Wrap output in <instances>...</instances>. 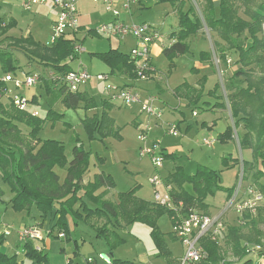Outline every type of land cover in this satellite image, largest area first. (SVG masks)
<instances>
[{"label": "rangeland", "instance_id": "rangeland-1", "mask_svg": "<svg viewBox=\"0 0 264 264\" xmlns=\"http://www.w3.org/2000/svg\"><path fill=\"white\" fill-rule=\"evenodd\" d=\"M17 1H19L18 5L26 11L22 6L21 0ZM113 1L117 2L116 9L120 13L121 20L127 26L150 24L159 28L165 37L173 28L172 25L175 26V23L179 20L181 10L186 12L191 8V16L203 19V6L206 2V0H177L176 3L170 0H132L128 4L127 0ZM213 1L217 8L219 0ZM100 3L84 0L86 8L88 7L87 15L84 16L91 20V28L97 29L103 24L113 21V14L107 11L103 3H101L100 8ZM36 7L33 6L32 10ZM98 8L99 10L96 11ZM26 12L25 15L30 13L29 11ZM93 12L98 13L93 14ZM240 15L247 20H251L244 13V7L240 8ZM40 22H38L39 25L37 23L34 24L32 29L33 36L41 40V42L50 45L52 44L54 34L53 25L49 27L47 22ZM23 26H25V22L23 25L21 24V28ZM16 31L17 34L20 31L25 34L26 29L23 28L21 30L17 28ZM86 31L88 32V29ZM198 33L201 36L194 35L188 40L190 51L174 59V62L177 64L176 67L172 68L171 61L165 56L163 50L158 52L152 51L151 62L156 71L151 73L152 77H138L135 79L136 84H138V87L135 88L138 90L142 101L147 100L153 95L159 97L156 106L162 112L160 117L151 116L147 112H144L140 104L128 107L121 105L120 100H115L116 102L113 103L112 107L103 105V100L107 96L105 87L113 84L116 85V81L118 82V80L112 75L103 81L96 78L98 74L108 73V65L94 53L103 52L108 50L110 46L119 45L121 40H123L120 46L121 50L131 51L135 47L136 40L132 35L123 39L99 35L97 33H87L89 36L84 42L85 51L78 58L71 60L70 64L75 69L87 68L92 75L93 80L91 79L92 81L87 85V89L95 98L96 106L94 108L99 109L100 113L103 109L110 110L111 115L115 118V123L118 124L116 130L120 131L119 134H103L99 130L93 131L92 134L86 127L85 119L87 115L99 112L93 111L92 113H87L93 108L87 109L84 106H80L77 109L68 108L64 104L63 106L60 105L58 97L49 96L45 91L43 92L44 89H39L38 86L17 87V80H23L27 72L34 71L42 74L43 72L41 71L44 68L42 63L26 54V50L22 48L15 47L16 49H10L19 59L18 61L21 64L19 67L22 71L18 69L17 74L14 71L11 72V75L15 78L7 82L9 92L5 98L8 99L9 95L23 94L27 99H32L35 93L43 92L42 96L40 97L39 95L38 97L39 103L37 101L31 103L33 105L32 108L37 110L42 118L47 115L50 108H54L60 112L63 111L64 116L61 120H46L40 132V138L43 140L55 139L63 141L69 157H71V150L76 142L84 144L85 148L91 151V175L99 172L112 175L115 187L111 191V197H117V194L119 196L121 193L127 192L139 184L136 193L146 202L152 204L156 202V188L151 182V178L155 174H159L163 180L168 181L169 172L173 169L175 162L170 158H163L162 166L156 168L150 155H141L143 143L138 138L140 134L145 136L149 147L156 146L157 156H161L167 151H173L179 159V166L186 173H195L199 168L205 166L219 173L223 185L236 189L240 182L239 174L241 166L244 169L245 161L252 160V150H242L240 147L239 140L243 135L241 125L238 128H234L235 131L232 137L221 138V136L229 127L230 122L232 123L231 126L235 125L230 111V82L232 81L233 85L237 83L239 84L238 86L244 87L247 85L246 76L244 74L236 76V73L242 69V65L237 62L239 53L236 49L228 48L229 44H226L205 23L203 29ZM168 35L170 38L171 35ZM259 37L264 39V24ZM237 41L246 47L251 43V39L245 33L239 36ZM216 42L221 43L225 50H220ZM8 48H11L8 41H0V51H6ZM206 50L212 53L210 62L213 64H207L200 59L201 52ZM223 53L225 59L222 57ZM246 68L248 69L249 66ZM3 74L7 73L4 72ZM186 81L198 84L199 89L197 90L196 99L198 103H195V105H190L187 100L178 99L174 93L177 86ZM56 95H59V93H56ZM222 100H224V109L220 108V106L217 107L216 112L205 109V107L209 106L205 104L206 101H214V104H216V102ZM4 101L6 102V100ZM194 110L199 113L198 117L193 116ZM173 125H178V136L170 135L167 130L168 126ZM21 128L25 134L28 133L27 127L21 125ZM206 138L213 139L214 142L211 145H207L204 143ZM224 157L229 158L228 166L224 163ZM56 171L64 179L66 171L61 168H56ZM250 178L244 179V186L252 184ZM261 183L264 184V177L261 179ZM158 189L161 193H164L162 186ZM188 190L191 191V186H188ZM0 191V232L4 231L3 225L9 227L11 231L9 235L5 236V241L0 247L10 254L17 253L19 259L22 260L23 257L21 255H23V251L22 247H20L19 233L24 231L28 224H34L40 220L39 210L36 206H33L30 211L16 210L11 203L14 194L11 192L9 185L1 177ZM208 197L210 203L214 206L210 213L220 215L226 206L228 193L226 191H217ZM190 210L205 212L197 207L188 208V211ZM263 210L264 200L255 216L258 226L262 230H264V222L259 221V215L263 214ZM224 218L230 224L238 222V214L234 210H229ZM77 219V223H72L73 229L70 233L71 235L73 234V238L79 240L78 246L75 245L73 238L71 241L65 242L61 237H58V228L52 234H49L47 230H43L42 239L33 241L34 245L44 247V251L49 255L51 264H70V257H73L80 264H112L111 261H107V257L111 254L113 258L132 260L137 258L136 262L138 264H170L173 255H181L184 250L181 240L173 237V231L175 232L178 222L175 214L164 213L158 219L160 220L159 225L166 233L164 235L166 245L171 251L168 256L163 255L161 250L157 249L151 239L150 227L141 222L123 224L121 232L127 240L113 251H110L106 241L98 238L93 231L89 230L91 225L88 224L89 222L86 219ZM115 227L120 231L117 225ZM81 234L87 237L89 235L93 236V243L88 241L84 246ZM133 234H138L139 238L153 247L147 257L137 256L133 246L136 237ZM262 241V244H264V238ZM70 242L72 244L69 248L65 247L66 243ZM254 250V259L257 261L256 249Z\"/></svg>", "mask_w": 264, "mask_h": 264}, {"label": "trees", "instance_id": "trees-1", "mask_svg": "<svg viewBox=\"0 0 264 264\" xmlns=\"http://www.w3.org/2000/svg\"><path fill=\"white\" fill-rule=\"evenodd\" d=\"M176 3L177 0H170ZM244 7V13L250 17L247 20L240 15V8ZM218 9V11H217ZM192 9L181 10L178 31L171 34L174 42L164 48L163 53L171 61L190 51L188 40L192 35L203 29L204 23L209 29L216 32L220 38L229 44L228 48L238 51V63L242 69L236 73L246 76L247 85H233L230 82V111L235 121L234 126H229L222 134L223 137H232L234 128L240 125L243 135L239 143L242 150H252V160L245 161L244 179L251 176V186L256 187L264 195V39L259 37L264 24V0H219L216 8L213 0H206L203 6V19L191 16ZM15 21L6 22L0 18V39L2 42H10L9 46L25 49L30 57L42 63L43 66L55 69V71L68 73L73 70L69 64L71 57L77 58L73 39L60 37L53 45L45 46L34 41L32 37L13 38L8 32L15 26ZM88 33H96V29L88 30ZM248 34L251 39L248 47L241 45L237 38L242 34ZM27 45V46H26ZM220 50H225L221 43L216 42ZM28 46L34 47L33 49ZM103 60L113 72L124 74L132 79H137L134 61L130 54L118 49H109L105 52L94 53ZM222 57L225 59L224 53ZM212 53L202 51L200 59L210 61ZM0 64L3 72H15L18 68L17 60L10 51H0ZM249 68L247 69L246 67ZM246 68V69H245ZM249 72V73H248ZM8 84L0 78V177L7 183L14 194L11 200L16 210H27L36 206L39 217L44 219L54 210L58 211V226L69 236L67 216H74V221L85 217L97 216L107 218V223L97 229L98 236L105 239L110 251L120 246L125 239L116 231V225L121 227L123 223L141 222L151 228V237L157 249L163 255H170L166 245L164 233L158 226V219L164 213L174 215L173 211L160 207L155 203H148L136 197L137 186L119 195V203L104 199L105 193L95 196L102 187L114 188L115 182L110 175L97 174L92 182L84 184V176L89 170L91 151L84 144L76 142L71 150V157L67 154L65 144L60 140L40 138L46 120H61L64 113L50 108L45 117L33 115L29 110H20L13 99L5 98ZM46 90L52 93L50 84H46ZM198 91L189 83L184 82L176 89L178 96L191 95ZM60 98L64 106L68 108L91 109L96 106L93 97L85 92H70L65 88L60 90ZM6 100V102L4 101ZM87 129L99 130L103 134H119V130L113 127V120L106 112L101 117L93 116L85 119ZM28 128L25 134L21 128ZM164 158H172V154L163 153ZM228 157H224V163L228 166ZM237 163V161H236ZM61 168L66 171L64 179L56 171ZM168 182L174 187L172 196L175 201L183 202L185 212L188 208L197 207L208 212L209 206L206 199L217 191H226L230 197L234 188L225 187L221 183L217 171L205 166L195 173H186L181 166L169 176ZM254 184V185H253ZM191 186V191L186 188ZM84 195L91 200L96 208L92 209L85 203H81L82 212L75 210L77 202L82 201L79 195ZM3 192V190H2ZM1 193V191H0ZM85 214V215H83ZM260 214V213H259ZM260 222H264V210L261 213ZM244 223L238 218V222L229 224L221 239L203 238V245L208 253L205 264H257L253 257L256 246L260 247L259 253L264 255V230L258 226L255 216L245 215ZM110 222L111 225L109 224ZM247 231H245V229ZM5 234L0 232V246L5 241ZM23 259L20 260L17 253L10 254L0 247V264H51L49 255L44 247L35 246L33 241L21 242ZM254 250V251H253ZM257 255L259 256V254ZM232 259V260H231ZM113 264H134L131 261L114 259Z\"/></svg>", "mask_w": 264, "mask_h": 264}, {"label": "built area", "instance_id": "built-area-1", "mask_svg": "<svg viewBox=\"0 0 264 264\" xmlns=\"http://www.w3.org/2000/svg\"><path fill=\"white\" fill-rule=\"evenodd\" d=\"M49 0H21L22 6L25 10L30 11L33 6L46 4ZM78 0H52L54 7L58 9V15L53 23V39L54 44L60 37L66 36L70 32H76L78 29ZM102 1L106 6V9L111 12L115 19L112 22L103 24L96 29L99 35L117 36L124 38L132 35L136 40V46L130 53L131 59L135 64V71L138 77L147 78L151 71L154 72V67L151 62V52L154 44L162 43L165 36L159 28L150 24H134L133 26H127L120 18V13L116 9V1L113 0H94ZM128 4L132 0H127ZM78 46V52L80 51ZM11 74L2 78L6 83L14 80ZM42 75L38 72L27 73L23 80H17V87H33L40 82ZM98 80L103 81L107 79L104 74H98L96 77ZM49 79L58 88H65L70 92H81L91 81L92 75L87 68L73 69L68 73H62L58 71H51L49 73ZM16 80V79H15ZM105 90L110 100H120L124 106H132L140 104L142 110L147 112L151 116L160 117L162 112L155 105V98L150 97L145 101H142L139 93L130 86L110 85L106 86ZM9 89L6 91V95ZM15 105L20 110H28L29 99L23 94H16L14 96L9 95ZM198 113L194 111V116ZM33 115L38 116L37 111L33 112ZM167 130L170 135L178 136V127L176 125L168 126ZM139 140L143 145L141 146V155H150L152 162L156 168L162 166V160L164 155H156V146L149 147L144 135H139ZM214 142L213 139H205L204 143L211 145ZM240 182L236 187L233 194L228 197L226 206L220 215L208 214L205 212H199L196 210H190L185 212V206L183 202L175 201L172 196L173 185L168 181L161 178L159 174H155L151 178V182L155 186V204L173 211L178 219L175 235L181 240L183 245V253L179 256L175 264H205L208 260V253L203 245V238L209 239H221L227 228V221L225 215L229 210H234L238 214V218L241 219V223H244L243 217L245 215L256 216L258 209L264 200V195L254 186H244V169L241 166ZM164 188V193H161L159 187ZM3 233L5 236L11 233L9 227L3 226ZM61 238L65 237L64 233H59ZM19 239L25 243L27 241H36L42 239V231L38 225L27 226L24 231L19 233ZM39 249V247H38ZM256 252L260 250V247L255 248ZM259 261L257 264H264V255L259 253Z\"/></svg>", "mask_w": 264, "mask_h": 264}, {"label": "crops", "instance_id": "crops-1", "mask_svg": "<svg viewBox=\"0 0 264 264\" xmlns=\"http://www.w3.org/2000/svg\"><path fill=\"white\" fill-rule=\"evenodd\" d=\"M89 1H91V2H94V3H99V2H101V3H103L102 1H94V0H89ZM18 2L19 1H15V0H0V18H2V19H4L6 22H8V21H10V20H14L15 21V26L8 32V36H10V37H13V38H21V37H24V38H27V37H32L33 39H34V41H36V42H39V43H41L42 45H45V46H51V45H53V44H50V45H47V44H45V43H43V42H41V40H39V39H37V38H35L34 36H33V27H34V24L35 23H37L38 25H39V23L38 22H40V21H45V22H47L48 23V25H49V27L51 26L52 27V25H53V23H54V20L56 19V17H57V15H58V9L56 8V7H54V4H53V2H52V0H49L46 4H42V5H37V7L36 8H34L33 10L31 9L29 12V14L28 15H25V13H27L26 11H28V10H26V11H24L19 5H18ZM101 3L99 4V7L101 8ZM104 4V3H103ZM77 8H78V29H77V31L76 32H70V33H68L65 37L66 38H68V39H73L74 40V42H75V49L78 51V46H80V51L79 52H77L78 53V56H77V58L80 56V54L82 53V52H84L85 51V48H84V42L86 41V39H87V37L89 36L87 33V31H86V29H88V30H90V29H93V30H95V28H91L90 26L92 25V22H91V20L89 19V18H87L86 16H84V15H87V12H88V10H87V8H86V4H84V0L83 1H81V0H78L77 1ZM97 10H99V8L98 9H96V11ZM85 11V12H84ZM108 11V10H107ZM96 13H98V12H93V14H96ZM92 14V15H93ZM38 19V20H37ZM115 19V17H114V15H113V20ZM25 22V26H23V28H25L26 29V32H25V34H23V33H21V31L20 32H18V34L16 33L17 31V28H19V29H23V28H21V24L23 25V23ZM112 22V21H111ZM31 23H33V24H31ZM42 25H44L42 22H40ZM178 25H179V20L175 23V26L174 25H172V29L170 30V32L168 33V34H172L173 32H175V31H178ZM96 33H97V31H96ZM90 34H92V33H90ZM98 34V33H97ZM166 35V37H165V39H164V41L162 42V43H156V44H154V46H153V48H152V51L153 52H158V51H160V50H164V48H166L167 46H170L173 42H174V40L170 37L169 38V35ZM195 35H200V33H197V34H195ZM192 36H194V35H192ZM191 36V37H192ZM201 36V35H200ZM111 37H117V36H111ZM119 38V37H118ZM2 39L3 38H1L0 39V41H2ZM124 39V38H123ZM121 43H123V40H121L120 41V43H119V45H115L114 47H111L110 46V48L109 49H118L119 51H121V52H123V53H126V54H130L131 53V51H123V50H121ZM9 45H10V42H9ZM27 46V45H26ZM135 46H136V44H135ZM11 48H8L6 51H10L12 54H13V51H11L10 49H16V48H14V47H12V46H10ZM28 48H30V49H33L34 47H32V46H28ZM108 49V50H109ZM108 50H106V51H108ZM206 51H209V50H206ZM103 52H105V51H103ZM97 53V52H96ZM26 54H28L27 52H26ZM13 56H14V58L17 60V66H18V68H17V70L19 69V70H21L20 69V67L19 66H21V64L19 63V59L13 54ZM178 57V56H177ZM73 59H75V58H73V57H71L70 59H69V64H70V61L71 60H73ZM36 60V59H35ZM205 63H210V64H213V63H211L210 61H204ZM71 65V64H70ZM177 66V64L175 63V65H174V67H176ZM71 67L73 68V66L71 65ZM108 67V73H106V72H104V74L107 76V79L109 78V76L110 75H112V76H114L117 80H118V82L116 81V85H120V86H130V87H132V88H134L137 92H138V90L135 88V87H138L137 85L138 84H136V81H135V79H133V80H129V79H132V78H129L128 76H126V75H124V74H121V73H118V72H113L112 70H111V68L109 67V66H107ZM155 68V67H154ZM73 69H75V68H73ZM15 71L14 73L15 74H17L18 73V71ZM55 71V69H51V68H49V67H45L44 66V68H43V70L41 71V72H43L41 75H42V78H41V80H40V82L38 83V84H36L35 86H38V88L39 89H44L43 90V92L45 91L49 96H56V97H58V99H60V105L61 106H63V103H62V101H61V98H60V90H61V88H58L56 85H54V83L49 79V73L51 72V71ZM22 71V70H21ZM156 71V68L154 69V72ZM34 72V71H33ZM153 71H151L149 74V76L147 77V78H149V77H152V75H151V73H152ZM4 72H3V70L1 69V66H0V78H3V77H5L6 75H8V74H11V72H7V74H3ZM27 73H32V71H30V72H27ZM26 73V74H27ZM2 75V76H1ZM124 79H128V80H124ZM93 80V79H92ZM91 80V81H92ZM90 81V82H91ZM119 81H121V82H119ZM126 81V82H125ZM89 82V83H90ZM187 82V81H186ZM88 83V84H89ZM184 83V82H183ZM182 83V84H183ZM187 83H189V82H187ZM8 84V83H7ZM46 84H50V87H51V90H52V93L51 94H49L48 92H47V90H46ZM189 85L193 88V89H195V90H198L199 88H198V84H194V83H189ZM180 86V85H179ZM179 86H177V87H179ZM34 87V86H33ZM9 88V87H8ZM227 89V88H226ZM231 89H232V87H231ZM43 92L41 93V92H39V93H35L34 95H33V98L32 99H29V101H30V103H29V107H28V110L30 111V112H35V111H37V110H34V108H32L33 107V105H31V103H34L35 101H37V103H39V100H38V97H39V95H40V97L42 96V94H43ZM81 92H85V93H87L90 97H93V100L95 101V98H94V96L93 95H91L90 93H89V91H88V89H87V86L81 91ZM56 93H59V95H56ZM139 93V92H138ZM175 93V95H176V97L179 99H184V100H187L188 102H189V104L191 105V104H193V105H195V103H198V102H196V99H197V95L195 94V93H193V94H191L190 96L189 95H184V96H178L177 94H176V92H174ZM230 93H232V91H230ZM107 97V98H106ZM105 98H104V100H103V105L104 106H107V107H112L114 104V102H116V101H118V100H116V101H112V100H110L109 99V97H108V95L106 96ZM150 97H153V98H155V105H156V103L159 101V97L158 96H150ZM217 101V100H216ZM219 103V104H218ZM205 104H208L209 106L206 108L205 107V109H207V110H209V111H213V112H216V110H217V107L218 106H220V108H222V109H224V107H225V105H224V100H222V101H220V102H216V104H214V101H206V103ZM121 105H122V103H121ZM197 105V104H196ZM80 106H84V104L83 103H81L80 104ZM54 109V108H53ZM58 111V110H57ZM93 111H99L98 113L97 112H94L93 114H90V115H87V117L86 118H89V117H93V116H99V117H101L103 114L102 113H104V112H106L107 114H108V116L113 120V127L114 128H117L118 127V124H116L115 123V118L111 115V112H110V110H107V109H103L102 110V112L100 113V110L99 109H95V108H93L92 110H89L87 113H92ZM194 111H196V110H194ZM62 113H64L63 111H61ZM197 112V111H196ZM198 113V112H197ZM198 115H199V113L195 116V117H198ZM40 116V115H39ZM194 116V115H193ZM234 121V120H233ZM232 125V123L230 122V125L229 126H231ZM178 126V125H177ZM207 139V138H206ZM63 142V141H62ZM64 143V142H63ZM74 147V146H73ZM166 153H168V154H172L173 155V157L171 158V160H173V162H175V164H174V167H173V169L169 172L170 174H169V176L175 171V168L176 167H178L179 166V164H178V157H177V155H175L174 153H173V151H167ZM92 159V158H91ZM91 169H90V167H89V170L87 171V173L85 174V176H84V184H87V183H89V182H92L93 180H94V177L97 175V174H100V172L99 173H95V174H92L91 175V171H90ZM101 173H104L105 174V172H101ZM190 174H192V173H190ZM107 175H110L111 177H112V175L111 174H107ZM169 179V178H168ZM114 180V179H113ZM115 182V181H114ZM137 186V188H138V186H139V184H137L136 185ZM135 186V187H136ZM188 186H190V185H186V188L188 189ZM225 186V185H224ZM174 187V186H173ZM226 187V186H225ZM113 190V188H106V187H102V188H100L96 193H95V196H97V195H100V194H102V193H105V197H104V199H108L109 201H111V202H114V203H119V196H118V194H117V197H115V196H112L111 197V191ZM79 195L82 197V201L81 202H77L76 204H75V206H74V209L75 210H79L80 212H82V207H81V203L83 202V203H85L88 207H90V208H92V209H95L96 208V205L91 201V200H89L88 198H86L85 196H84V191H81L80 193H79ZM136 195V197H138L139 199H142L140 196H138V194L136 193L135 194ZM142 200H144V199H142ZM206 203L208 204V206H209V209H208V212H211L212 210H213V204H211L210 203V201H209V197L206 199ZM211 214V213H210ZM83 215H85V214H83ZM85 219H86V221L87 222H89L88 224H90L91 225V227L89 228V230H91V231H93L95 234H96V236L98 237V238H102V237H99L98 236V232H97V229L98 228H100V227H102L105 223H107V218L106 217H103V218H98L97 216H91V217H85ZM58 220H59V214H58V211L57 210H54L52 213H49L44 219H41L40 218V220H38L37 222H35L34 224H28V226H30V225H38L39 227H40V229H41V231H43V230H47L48 231V233L49 234H52V233H54V231H56L57 230V228L59 229L58 230V234L57 235H59V233H64L65 234V232H64V230H62L59 226H58ZM72 223H75V221H74V218L72 217V216H70V215H68L67 216V226H68V231H69V236H66L65 235V237L64 238H61L62 240H64L65 242L67 241H71V239L73 238V234L71 235V230L73 229L72 227ZM111 223L112 222H110L109 224L111 225ZM158 226H159V228H160V230L164 233V235H166V233L162 230V228H161V226L159 225V223H160V220H158ZM123 224H125V223H123ZM123 224L121 225V227H119L120 228V231L119 230H117L116 228V231L125 239V240H127V238L122 234V232H121V230H122V226H123ZM229 222H228V225H227V229H228V227H229ZM146 225V224H145ZM4 226V225H3ZM148 226V225H147ZM150 232H151V228H150ZM227 232V231H226ZM138 234H133V236H135L136 238H135V240H134V243H133V246H134V251L136 252V254H137V256L138 257H147V255H149L150 253H151V250L153 249V247L152 246H149L144 240H142L141 238H139L138 236H137ZM59 237V236H58ZM173 237H176V235H175V232L173 231ZM81 238H82V242H84V246L88 243V241L89 242H91V243H93V236H91V235H89L88 237L87 236H84V234H81ZM98 238H97V240H98ZM177 238V237H176ZM74 239V243H75V245L76 246H78L79 245V240L78 239H76V238H73ZM76 239V240H75ZM102 239H104V238H102ZM151 239H152V237H151ZM164 239H165V237H164ZM105 240V239H104ZM152 241H153V239H152ZM21 242V241H20ZM153 243H154V241H153ZM72 244V242H70V243H66V246L65 247H68L69 248V246ZM154 245H155V243H154ZM35 246H38V245H35ZM39 247V246H38ZM42 247V246H41ZM183 247V246H182ZM184 249V248H183ZM264 249V248H263ZM65 250H66V248H65ZM171 252V251H170ZM256 253V252H255ZM257 254V253H256ZM182 255V254H181ZM180 254L179 255H173V258H172V260L170 261V264H175V261H176V259L179 257V256H181ZM22 257H23V255H21ZM91 257V256H90ZM253 257H255V255H254V253H253ZM70 259V261H69V263L70 264H80L78 261H75L74 259H73V257H70L69 258ZM114 259H120V258H113V256H112V254L111 255H109L108 257H107V261L109 260V261H111L112 262V264H113V260ZM136 259L137 258H135V260H132V259H121V260H127V261H131V262H133L134 264H138L137 262H136ZM94 260H96V259H94ZM255 260V259H254ZM259 260V256L257 255V261ZM256 261V262H257Z\"/></svg>", "mask_w": 264, "mask_h": 264}]
</instances>
